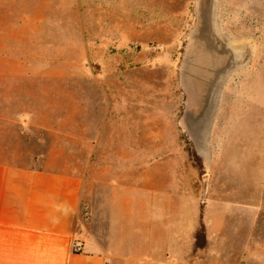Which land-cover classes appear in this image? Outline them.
<instances>
[{"label": "rangeland", "instance_id": "rangeland-1", "mask_svg": "<svg viewBox=\"0 0 264 264\" xmlns=\"http://www.w3.org/2000/svg\"><path fill=\"white\" fill-rule=\"evenodd\" d=\"M0 124L94 177L168 155L202 207L186 264H240L214 226L264 219V0H0Z\"/></svg>", "mask_w": 264, "mask_h": 264}, {"label": "crops", "instance_id": "crops-1", "mask_svg": "<svg viewBox=\"0 0 264 264\" xmlns=\"http://www.w3.org/2000/svg\"><path fill=\"white\" fill-rule=\"evenodd\" d=\"M3 125L0 264H186L194 253L202 207L177 161L151 156L138 171L125 163L130 154L98 152L104 163L94 177L40 163L47 154L10 148ZM224 205L215 233H224L240 264H264V219L232 201ZM212 236L209 227L208 241Z\"/></svg>", "mask_w": 264, "mask_h": 264}, {"label": "built area", "instance_id": "built-area-1", "mask_svg": "<svg viewBox=\"0 0 264 264\" xmlns=\"http://www.w3.org/2000/svg\"><path fill=\"white\" fill-rule=\"evenodd\" d=\"M82 248H83V243H82V241H80V240H76V241L74 242V251H75V252H80V251H82Z\"/></svg>", "mask_w": 264, "mask_h": 264}, {"label": "bare ground", "instance_id": "bare-ground-1", "mask_svg": "<svg viewBox=\"0 0 264 264\" xmlns=\"http://www.w3.org/2000/svg\"><path fill=\"white\" fill-rule=\"evenodd\" d=\"M234 52H235V53H238V49H237V48H234Z\"/></svg>", "mask_w": 264, "mask_h": 264}]
</instances>
